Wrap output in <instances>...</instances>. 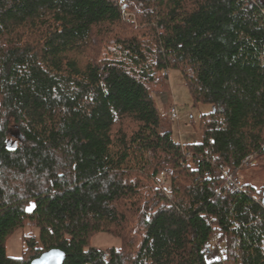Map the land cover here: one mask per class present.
Here are the masks:
<instances>
[{
	"label": "trees",
	"instance_id": "trees-1",
	"mask_svg": "<svg viewBox=\"0 0 264 264\" xmlns=\"http://www.w3.org/2000/svg\"><path fill=\"white\" fill-rule=\"evenodd\" d=\"M4 32L0 264L51 249L63 264H264V186L221 178L263 156L264 0H0ZM171 70L211 108L198 142H175L157 106ZM26 225L38 236L8 257ZM100 233L120 249L91 247Z\"/></svg>",
	"mask_w": 264,
	"mask_h": 264
},
{
	"label": "rangeland",
	"instance_id": "rangeland-1",
	"mask_svg": "<svg viewBox=\"0 0 264 264\" xmlns=\"http://www.w3.org/2000/svg\"><path fill=\"white\" fill-rule=\"evenodd\" d=\"M11 34H9V32H4V34L0 36V42L4 45V49H8L13 43ZM156 103L160 109H165L166 114H168V110L171 106L175 107L178 112V120L171 125V137L175 142L188 143L200 141V117L208 114L211 108L205 104L193 103L188 89L183 84V77L179 71L171 70L169 72L167 86L158 92ZM10 143L17 144L18 140L12 135ZM161 175L162 174L159 175V179ZM237 177L244 184H250L257 190L264 186V155L256 158L248 169L240 170ZM30 235L37 237L38 229L34 226L26 225L13 232L5 243L6 255L11 258H21L25 249L22 238ZM217 242V236H215L210 241L209 245L217 246ZM90 246L102 250L109 248L120 249L121 243L117 238L111 235L100 233L91 238ZM217 248L218 251L211 249L213 255L210 256V258L217 256L219 253H223L222 245L217 246Z\"/></svg>",
	"mask_w": 264,
	"mask_h": 264
},
{
	"label": "built area",
	"instance_id": "built-area-1",
	"mask_svg": "<svg viewBox=\"0 0 264 264\" xmlns=\"http://www.w3.org/2000/svg\"><path fill=\"white\" fill-rule=\"evenodd\" d=\"M168 118L170 122H175L178 120V112L176 110L175 107L171 106V108L168 110ZM251 157H247L243 160V162L241 163V168H246L248 167L249 163L251 162ZM161 177L160 180L163 181V177L164 174L161 173ZM207 176V175H206ZM221 178L223 180V184H224V188L226 189H232L235 192H240V193H244L246 192V188L244 186V183L232 172L226 170V169H222L221 171ZM212 246H209L208 248H206L205 250V255L206 256H212L213 252H212ZM105 259V258H104Z\"/></svg>",
	"mask_w": 264,
	"mask_h": 264
},
{
	"label": "water",
	"instance_id": "water-1",
	"mask_svg": "<svg viewBox=\"0 0 264 264\" xmlns=\"http://www.w3.org/2000/svg\"><path fill=\"white\" fill-rule=\"evenodd\" d=\"M18 141H21L22 137L19 134L13 135ZM8 148H14V143H7ZM262 153L264 155V146L262 148ZM260 203L264 208V188L261 193ZM65 260V254L59 249H51L42 253L40 256L35 258L30 262V264H63Z\"/></svg>",
	"mask_w": 264,
	"mask_h": 264
}]
</instances>
